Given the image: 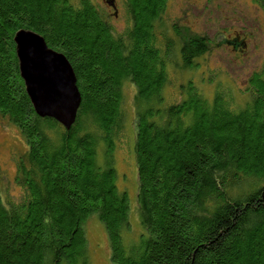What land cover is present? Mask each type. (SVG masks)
Masks as SVG:
<instances>
[{
    "label": "trees",
    "instance_id": "1",
    "mask_svg": "<svg viewBox=\"0 0 264 264\" xmlns=\"http://www.w3.org/2000/svg\"><path fill=\"white\" fill-rule=\"evenodd\" d=\"M168 1L123 0L127 25L118 31L93 0H0V118L27 146L16 162L19 196L4 190L0 167V264H90L85 226L94 215L111 264H264V68L242 103L210 77L211 100L193 79L176 85L173 72H195L208 41L165 23ZM20 30L40 34L75 70L82 100L70 129L35 112ZM126 83L136 91L134 143ZM169 87L177 99L165 96ZM118 141L138 174L141 231L128 245Z\"/></svg>",
    "mask_w": 264,
    "mask_h": 264
},
{
    "label": "rangeland",
    "instance_id": "2",
    "mask_svg": "<svg viewBox=\"0 0 264 264\" xmlns=\"http://www.w3.org/2000/svg\"><path fill=\"white\" fill-rule=\"evenodd\" d=\"M93 2L111 16L110 19L118 31L126 27L123 0H116L117 18H112L111 13L114 10L105 5L107 4L105 0H93ZM164 19L168 25L176 24L180 29L188 30V34L203 35L208 41L206 52L196 59L198 68L195 72H173L176 85L193 79L202 89L203 94L211 100L215 92V84L208 83L210 77L215 83L218 81L224 88L231 89L237 103H242L251 74L264 68V9L254 0H169ZM177 59H181L180 55ZM123 92L126 132L130 141L134 143L133 102L136 91L130 83H126ZM165 96L168 99L175 96L177 99L175 87L165 89ZM120 144L118 141V151L123 147ZM26 150V143L18 129L7 120L0 118V167L4 175L3 188L8 190L9 195L19 196L21 193L20 188L15 184L16 162L18 156ZM122 157L125 156L119 151L115 163L118 174L122 175L117 185L121 190L128 191L132 210L129 215L130 229L123 232L125 244L128 245L138 239L141 231L136 206L138 174L133 157L130 156V166L124 163L125 161L122 162ZM85 234L88 238L90 264H111L108 235L105 226L95 215L86 222Z\"/></svg>",
    "mask_w": 264,
    "mask_h": 264
},
{
    "label": "water",
    "instance_id": "3",
    "mask_svg": "<svg viewBox=\"0 0 264 264\" xmlns=\"http://www.w3.org/2000/svg\"><path fill=\"white\" fill-rule=\"evenodd\" d=\"M116 10V0H106ZM19 68L35 112L70 129L75 123L82 95L75 70L66 56L48 46L32 30H20L14 37Z\"/></svg>",
    "mask_w": 264,
    "mask_h": 264
}]
</instances>
